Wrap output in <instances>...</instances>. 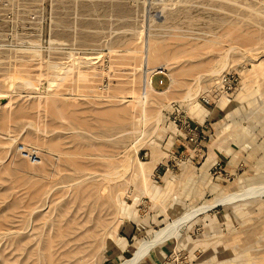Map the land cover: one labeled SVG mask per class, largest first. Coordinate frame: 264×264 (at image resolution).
<instances>
[{"label":"rangeland","instance_id":"obj_1","mask_svg":"<svg viewBox=\"0 0 264 264\" xmlns=\"http://www.w3.org/2000/svg\"><path fill=\"white\" fill-rule=\"evenodd\" d=\"M194 211L138 264H264V0H0V264H122Z\"/></svg>","mask_w":264,"mask_h":264},{"label":"bare ground","instance_id":"obj_2","mask_svg":"<svg viewBox=\"0 0 264 264\" xmlns=\"http://www.w3.org/2000/svg\"><path fill=\"white\" fill-rule=\"evenodd\" d=\"M146 54H144V56H145ZM156 59H158V56L156 55V53H155V51L154 52H151L150 54L148 53L147 55H146V61H147V63H148V61H150V60H156ZM165 67H166V65H161V66H159V67H157L156 69H146L147 71H146V76L144 77V79H143V82H144V88H142V89H144V91L142 92V94L140 95V100H139V102L141 103L142 102V104L144 105V103H145V101L147 100V98H148V94L151 92V91H154V92H160V93H164V92H166L169 88H170V86L167 88V89H165V90H162V91H159V90H156L155 88H154V86L152 85V83H151V76H152V73H154L155 71H158V70H160V71H162V70H164L165 71ZM170 78H171V84H172V82H173V77H172V75L170 76ZM141 93V92H140ZM139 94V93H138ZM189 96V95H188ZM187 97V96H186ZM138 102V103H139ZM144 102V103H143ZM139 103V104H140ZM64 108V107H63ZM62 110V109H61ZM51 112V111H50ZM54 112H56L55 110H54ZM58 112H59V110H58ZM61 112H59L58 114H60ZM61 115V114H60ZM74 156V155H73ZM79 156V155H78ZM70 162V161H69ZM80 166V165H79ZM78 167V166H77ZM81 168V167H80ZM105 178V177H104ZM231 195V194H230ZM234 195V194H233ZM233 195H232V198H233ZM229 196V195H228ZM227 196V197H228ZM235 196H237V195H234V197ZM239 196V195H238ZM241 196H243V195H241ZM226 197V200L230 197H228L227 198ZM222 201V200H221ZM228 201V200H227ZM230 201V200H229ZM222 202H224V201H222ZM194 214H196V212L194 211V213H189V214H186L184 217H182V218H180V219H177V220H175V221H173V222H171L170 223V225L169 226H167V227H165V228H163V229H161V230H158L157 232H156V234H155V238L150 242V243H147V244H144V245H142V246H140L137 250H136V252L131 256V257H129L127 260H125L122 264H138V262H139V260L141 259V258H143L144 256H146L145 255V253H147V251L149 250V249H151L152 248V246L153 245H155V244H159V242H161L163 239H165V237H167L168 235H171L172 234V232L174 231V229L175 230H177V228L178 227H180L184 222H186V221H188L189 219H191L193 216H194ZM156 231V230H155ZM164 241V240H163ZM156 246V245H155Z\"/></svg>","mask_w":264,"mask_h":264},{"label":"built area","instance_id":"obj_3","mask_svg":"<svg viewBox=\"0 0 264 264\" xmlns=\"http://www.w3.org/2000/svg\"><path fill=\"white\" fill-rule=\"evenodd\" d=\"M155 74V73H154ZM238 80L234 75H222L219 80V89H222L221 93L227 94L231 91L237 89ZM200 102L205 106L208 107L211 104V100L207 96L200 97ZM174 111H184L182 109H174ZM172 123L179 131H181L188 142L200 144L201 141V129L195 124V122L190 119L186 114L182 112H178L173 120ZM36 158V155L33 156ZM219 164V163H218ZM217 166V164L215 165Z\"/></svg>","mask_w":264,"mask_h":264},{"label":"crops","instance_id":"obj_4","mask_svg":"<svg viewBox=\"0 0 264 264\" xmlns=\"http://www.w3.org/2000/svg\"><path fill=\"white\" fill-rule=\"evenodd\" d=\"M156 74V73H155ZM155 74H154V76H155ZM153 76V78H155ZM153 78H152V83H154V81H153ZM168 84H167V82H165V84L163 85V86H161V88H165L166 86H167ZM169 86V85H168ZM167 86V87H168ZM178 145L180 146V148H184V149H186L187 151H190L191 150V143L190 142H188L187 140H185L184 138L183 139H179L178 140ZM190 153H192V152H190ZM167 154L166 155H162L161 157H159V160L160 161H158L157 162V167L155 168V170L159 167V165H162V163H163V160H165V159H167ZM217 158L218 159H222L221 157H220V155L215 151V152H213L212 154H209L208 156H207V158H205L204 159V161H203V163H202V166L200 167L201 169H205V170H207V168H210L209 166H211L212 165V163H211V161H215V160H217ZM195 160V158H193V161ZM231 162V160L229 161V163ZM200 168H199V170H200ZM188 179L190 180V178H189V175H188ZM188 180V181H189ZM187 181V182H188ZM150 253V252H149ZM147 257V256H146Z\"/></svg>","mask_w":264,"mask_h":264}]
</instances>
